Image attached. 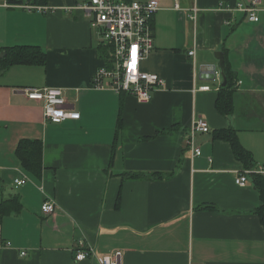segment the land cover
Listing matches in <instances>:
<instances>
[{
    "label": "crops",
    "instance_id": "obj_1",
    "mask_svg": "<svg viewBox=\"0 0 264 264\" xmlns=\"http://www.w3.org/2000/svg\"><path fill=\"white\" fill-rule=\"evenodd\" d=\"M85 1L48 0L44 11L0 0V48L46 53L44 64L0 73V201L18 195L23 204L0 221V264H100L115 250L121 264H264L259 191L251 174L245 186L236 183L246 168L230 142L214 138L237 129L251 170L264 174V0L258 22L236 10L245 0H158L154 49L141 68L164 85L145 104L93 86L106 59L99 30L79 7ZM221 51L236 78L228 116L216 107ZM28 87L62 88L79 117L46 120ZM198 115L211 131L197 135L202 154L193 156L187 134ZM22 139L43 143L40 178L16 154ZM45 201L56 204L53 213L42 212ZM80 241L94 255L75 261Z\"/></svg>",
    "mask_w": 264,
    "mask_h": 264
},
{
    "label": "built area",
    "instance_id": "obj_2",
    "mask_svg": "<svg viewBox=\"0 0 264 264\" xmlns=\"http://www.w3.org/2000/svg\"><path fill=\"white\" fill-rule=\"evenodd\" d=\"M260 0H245L237 4L236 10L245 13L250 22H258ZM178 6V5H177ZM25 9L47 10V6L24 5ZM91 16L92 25L99 29L104 46L108 51V61L97 70L93 76V86L101 89L106 86L116 92L125 91L136 97L138 102L145 104L152 99L153 90L163 86V79L154 72L141 68V62L154 49V14L160 9L158 0L125 1V0H86L79 5ZM196 11V10H195ZM196 18V14L193 15ZM194 51H190L193 55ZM220 80L221 74L215 72ZM199 89L209 90V85ZM28 98L43 103V112L46 120L60 123L69 118H78L79 113L66 108V98L62 88H23ZM209 123L202 116H195L187 134V145L193 156L202 154L197 142L199 133L210 132ZM255 172L246 169L236 177V183L245 186L248 174ZM27 178H16V185L25 184ZM56 204L45 201L42 205L44 214L53 213ZM10 245V242H8ZM24 255L25 252H22ZM94 255L92 247H85L80 241L74 250V260L82 261ZM121 250H115L99 258L100 264H121Z\"/></svg>",
    "mask_w": 264,
    "mask_h": 264
},
{
    "label": "trees",
    "instance_id": "obj_3",
    "mask_svg": "<svg viewBox=\"0 0 264 264\" xmlns=\"http://www.w3.org/2000/svg\"><path fill=\"white\" fill-rule=\"evenodd\" d=\"M10 6H46L48 0H6ZM102 56L109 63L108 51L106 46H101ZM226 61V58H225ZM46 62V53L38 45H14L0 48V73H3L14 64H44ZM110 65V63H109ZM225 76L227 83L220 87L219 95L216 100L218 111L225 116H228L234 111V85L235 77L231 71L228 62L226 61ZM214 138L223 139L232 145L236 157L243 163L246 169L253 168V157L239 140L237 129L228 127L219 129L214 132ZM16 154L20 159L22 166L32 175L40 178L43 172V143L39 139H22L17 145ZM132 176L142 177V174H131ZM152 177H164L163 174L154 173ZM253 183L260 194L261 204L256 209L263 225H264V174L258 171L252 172ZM23 204L21 198L15 195L9 199L0 201V221L11 213L19 212ZM209 207V206H207Z\"/></svg>",
    "mask_w": 264,
    "mask_h": 264
},
{
    "label": "water",
    "instance_id": "obj_4",
    "mask_svg": "<svg viewBox=\"0 0 264 264\" xmlns=\"http://www.w3.org/2000/svg\"><path fill=\"white\" fill-rule=\"evenodd\" d=\"M215 56H216L217 60L219 61V67H220L222 78H223L222 86H225L227 83V79L225 76V70H226L225 56H224V53L222 51L216 53Z\"/></svg>",
    "mask_w": 264,
    "mask_h": 264
},
{
    "label": "rangeland",
    "instance_id": "obj_5",
    "mask_svg": "<svg viewBox=\"0 0 264 264\" xmlns=\"http://www.w3.org/2000/svg\"><path fill=\"white\" fill-rule=\"evenodd\" d=\"M97 29H98V28H97ZM97 29H96V30H97ZM98 30H99V29H98ZM99 32H100V31H99Z\"/></svg>",
    "mask_w": 264,
    "mask_h": 264
}]
</instances>
